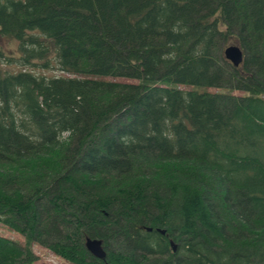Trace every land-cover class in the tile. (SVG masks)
Masks as SVG:
<instances>
[{"label":"trees","instance_id":"1","mask_svg":"<svg viewBox=\"0 0 264 264\" xmlns=\"http://www.w3.org/2000/svg\"><path fill=\"white\" fill-rule=\"evenodd\" d=\"M0 224V264H264V0H0Z\"/></svg>","mask_w":264,"mask_h":264},{"label":"rangeland","instance_id":"2","mask_svg":"<svg viewBox=\"0 0 264 264\" xmlns=\"http://www.w3.org/2000/svg\"><path fill=\"white\" fill-rule=\"evenodd\" d=\"M4 45H6V46H2V48L4 50L12 49V50H14L13 54L17 55L18 52H17V50H16V48H15L13 43L8 42L7 44H4ZM7 48H9V49H7ZM16 67H18V66H16ZM32 71H35L37 73H42L43 72V73H45L47 75H50V74L58 75V74H60V72L58 70H54V69L40 70V69H37V68H32ZM116 80L133 81V80L126 79V78H117ZM184 89H186V88H184ZM206 90H208L209 92H213L216 89L209 87ZM232 93H234L236 95L242 94L241 91H233ZM0 234L4 235V236H7V237H10V238H13V239H16L19 242L20 241L22 242L21 236H19L17 233H15L13 231L8 230L7 228H4L1 224H0ZM31 249H32L33 254H35V256L37 258L34 261V263L43 262V263H46V264H70V263L66 262L64 259H62L59 256H57L56 254H54L48 248L42 247V246L37 245L35 243L32 244Z\"/></svg>","mask_w":264,"mask_h":264},{"label":"water","instance_id":"3","mask_svg":"<svg viewBox=\"0 0 264 264\" xmlns=\"http://www.w3.org/2000/svg\"><path fill=\"white\" fill-rule=\"evenodd\" d=\"M222 54L226 60H228L233 66H237L243 58V53L237 45L225 46L222 50ZM161 233L163 230L158 229ZM171 248L174 249V244L170 242ZM85 249L96 258H103L105 255L104 250L101 247V241L96 238H86L84 241Z\"/></svg>","mask_w":264,"mask_h":264}]
</instances>
